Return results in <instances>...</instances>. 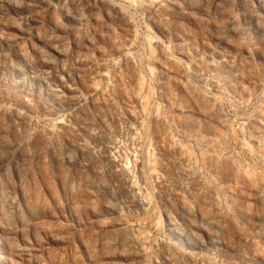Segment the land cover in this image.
I'll return each mask as SVG.
<instances>
[{
	"label": "rangeland",
	"instance_id": "obj_1",
	"mask_svg": "<svg viewBox=\"0 0 264 264\" xmlns=\"http://www.w3.org/2000/svg\"><path fill=\"white\" fill-rule=\"evenodd\" d=\"M0 264H264V0H0Z\"/></svg>",
	"mask_w": 264,
	"mask_h": 264
},
{
	"label": "bare ground",
	"instance_id": "obj_2",
	"mask_svg": "<svg viewBox=\"0 0 264 264\" xmlns=\"http://www.w3.org/2000/svg\"><path fill=\"white\" fill-rule=\"evenodd\" d=\"M4 257V256H3ZM6 260V258H4Z\"/></svg>",
	"mask_w": 264,
	"mask_h": 264
}]
</instances>
